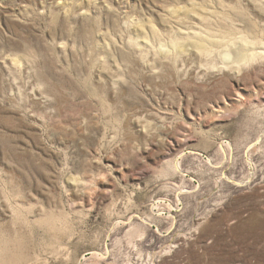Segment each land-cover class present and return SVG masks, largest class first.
Returning a JSON list of instances; mask_svg holds the SVG:
<instances>
[{
    "label": "rangeland",
    "instance_id": "rangeland-1",
    "mask_svg": "<svg viewBox=\"0 0 264 264\" xmlns=\"http://www.w3.org/2000/svg\"><path fill=\"white\" fill-rule=\"evenodd\" d=\"M0 264H264V0H0Z\"/></svg>",
    "mask_w": 264,
    "mask_h": 264
}]
</instances>
